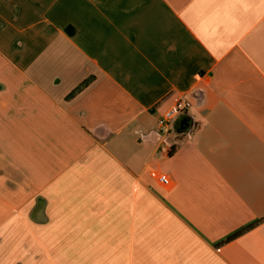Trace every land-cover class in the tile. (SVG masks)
Segmentation results:
<instances>
[{
  "label": "crops",
  "instance_id": "1",
  "mask_svg": "<svg viewBox=\"0 0 264 264\" xmlns=\"http://www.w3.org/2000/svg\"><path fill=\"white\" fill-rule=\"evenodd\" d=\"M0 264H264V0H0Z\"/></svg>",
  "mask_w": 264,
  "mask_h": 264
},
{
  "label": "built area",
  "instance_id": "2",
  "mask_svg": "<svg viewBox=\"0 0 264 264\" xmlns=\"http://www.w3.org/2000/svg\"><path fill=\"white\" fill-rule=\"evenodd\" d=\"M191 107L190 100L185 96H176L173 99L170 107L158 120V128L162 135L169 134L171 125L177 117L185 113ZM152 176L162 185L170 186L172 184L171 178L166 173L153 171Z\"/></svg>",
  "mask_w": 264,
  "mask_h": 264
},
{
  "label": "water",
  "instance_id": "3",
  "mask_svg": "<svg viewBox=\"0 0 264 264\" xmlns=\"http://www.w3.org/2000/svg\"><path fill=\"white\" fill-rule=\"evenodd\" d=\"M192 125L193 124H192V122H191V120L189 118H184L181 121V125H180L179 130L180 131H188V130L191 129Z\"/></svg>",
  "mask_w": 264,
  "mask_h": 264
},
{
  "label": "trees",
  "instance_id": "4",
  "mask_svg": "<svg viewBox=\"0 0 264 264\" xmlns=\"http://www.w3.org/2000/svg\"><path fill=\"white\" fill-rule=\"evenodd\" d=\"M78 90H79V89H78ZM78 90H77V91H78ZM74 93H75V92H74ZM74 93H73V94H74ZM248 228H250V226H249V227H245V228L241 229L240 231H238L237 233L231 235V236L228 238V240H231L232 238L238 236L239 234H241V233H243L244 231H246Z\"/></svg>",
  "mask_w": 264,
  "mask_h": 264
}]
</instances>
